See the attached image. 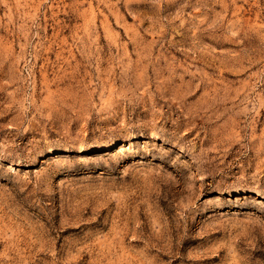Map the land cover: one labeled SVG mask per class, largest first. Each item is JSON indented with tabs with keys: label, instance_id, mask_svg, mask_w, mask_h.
<instances>
[{
	"label": "rangeland",
	"instance_id": "1",
	"mask_svg": "<svg viewBox=\"0 0 264 264\" xmlns=\"http://www.w3.org/2000/svg\"><path fill=\"white\" fill-rule=\"evenodd\" d=\"M0 264H264V0H0Z\"/></svg>",
	"mask_w": 264,
	"mask_h": 264
}]
</instances>
